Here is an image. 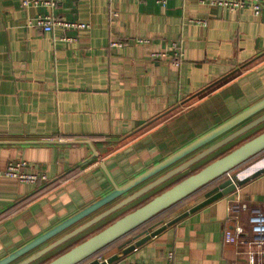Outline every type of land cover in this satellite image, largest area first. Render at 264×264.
Here are the masks:
<instances>
[{"label":"crops","instance_id":"crops-1","mask_svg":"<svg viewBox=\"0 0 264 264\" xmlns=\"http://www.w3.org/2000/svg\"><path fill=\"white\" fill-rule=\"evenodd\" d=\"M21 3L0 0V259L113 191L110 177L124 185L264 99V19L249 9L230 12L203 0H171L167 7L153 0H64L57 13L90 28L50 33L28 25L46 11ZM191 18L206 19L208 26L191 24ZM65 35L77 41H63ZM112 40L128 44L111 48ZM174 41L183 43L180 67L172 63ZM263 131L264 124L34 264L69 250ZM89 142L99 153L93 161ZM11 161H28V171L45 172L50 181L2 177ZM236 197L264 210V174L114 264H163L170 254L174 264H248L252 247L224 240ZM243 223L252 239L248 214Z\"/></svg>","mask_w":264,"mask_h":264},{"label":"water","instance_id":"water-1","mask_svg":"<svg viewBox=\"0 0 264 264\" xmlns=\"http://www.w3.org/2000/svg\"><path fill=\"white\" fill-rule=\"evenodd\" d=\"M263 124L264 99L124 185L119 186L110 177L114 187L113 191L16 251L3 257L0 259V264L37 263V261L45 258V256L64 246L72 239L147 196L150 192L186 170L203 163L212 154L234 143ZM89 145H92V143L89 142ZM92 147L94 154L90 161L99 157L96 148L93 145ZM187 157H190V159L182 162ZM179 162L182 163L173 167ZM169 168L172 169L152 180ZM262 174H264V131L248 141L235 146L225 155L205 164L200 170L185 177L135 210L125 214L104 229L84 239L45 264H114L135 252L136 249L145 245L168 227L176 225L189 215L233 194L239 187ZM211 185L214 186L205 193L204 199L200 203L177 215L170 221L165 222L163 220L154 225L146 226L183 200ZM114 202L116 203L102 213L91 217ZM58 236L60 237L55 239ZM120 240L123 241L117 246L116 253L105 259L96 257L100 251ZM44 245L45 247H43Z\"/></svg>","mask_w":264,"mask_h":264},{"label":"built area","instance_id":"built-area-1","mask_svg":"<svg viewBox=\"0 0 264 264\" xmlns=\"http://www.w3.org/2000/svg\"><path fill=\"white\" fill-rule=\"evenodd\" d=\"M64 0H22L21 6L27 8H39L46 12L40 13L31 18L28 25L37 27L44 32H54L57 28L64 29L67 32H75L86 30L90 25L79 20H68L57 13L60 5ZM156 3L167 7L171 0H153ZM214 7H220L230 12H242L247 9L251 10L253 14L260 19H264V0H203ZM113 16H117V12L112 11ZM191 24L208 26V20L201 18L189 19ZM63 41L73 42L77 41L76 36L65 35ZM136 43H151L150 39L137 38ZM126 41L110 42L111 48L123 47L127 45ZM172 63L180 67L183 64L185 53L183 43L181 41H174L171 45ZM167 57L168 53H153V58ZM31 169V164L28 161H11L7 169L1 174L2 177L18 180L25 184H47L50 178L42 171H28ZM239 189V188H238ZM237 189V191H238ZM236 191V192H237ZM235 193V192H234ZM229 196V195H228ZM229 219L233 222V226L226 229L224 240L227 244L241 245L249 244L252 250L249 251L248 264H264V210L258 206L250 204L248 201L236 197L229 202ZM248 214V224L253 233L252 239H246V229L243 223V215ZM174 255H169V261L163 264H174ZM150 264V263H140Z\"/></svg>","mask_w":264,"mask_h":264},{"label":"trees","instance_id":"trees-1","mask_svg":"<svg viewBox=\"0 0 264 264\" xmlns=\"http://www.w3.org/2000/svg\"><path fill=\"white\" fill-rule=\"evenodd\" d=\"M214 185H211L207 188H204L200 191H198L197 193L193 194L192 196L188 197L187 199L183 200L182 202H180L179 204H177L176 206L172 207L171 209H169L168 211H166L165 213L161 214L160 216H158L156 219H154L153 221H151L150 223H148L146 226H151L154 225L160 221L166 220L172 216H174V214H176L177 212L184 210L189 204L193 203L196 198H198L200 195L203 194V192H206L208 189H211ZM183 213V212H182ZM123 240L117 241L113 244H111L110 246L106 247L105 249H103L102 251H100L96 257L101 256L103 254H105L106 252H111L116 250L117 246L122 242Z\"/></svg>","mask_w":264,"mask_h":264},{"label":"rangeland","instance_id":"rangeland-1","mask_svg":"<svg viewBox=\"0 0 264 264\" xmlns=\"http://www.w3.org/2000/svg\"><path fill=\"white\" fill-rule=\"evenodd\" d=\"M241 143H242V141H241V142H238L237 145H239V144H241ZM77 242H81V241L79 240V241H77ZM77 242H76V243H77ZM76 243H75V244H76ZM69 247H70V246L64 247V249H62V251L59 252L56 256H58L59 254L65 252V251L67 250V248H69ZM56 256H53L52 258H54V257H56ZM52 258L44 260V262L41 263V264H45L46 262H48V261L51 260ZM44 259H45V258H44Z\"/></svg>","mask_w":264,"mask_h":264},{"label":"flooded vegetation","instance_id":"flooded-vegetation-1","mask_svg":"<svg viewBox=\"0 0 264 264\" xmlns=\"http://www.w3.org/2000/svg\"><path fill=\"white\" fill-rule=\"evenodd\" d=\"M211 189H212V188H211ZM211 189H208L206 192H208V191L211 190ZM206 192H203V194L200 195L199 198H200V197H203V198H204V195H205Z\"/></svg>","mask_w":264,"mask_h":264}]
</instances>
